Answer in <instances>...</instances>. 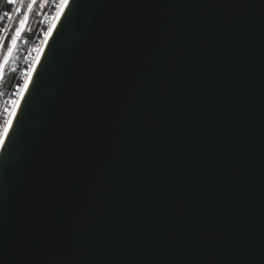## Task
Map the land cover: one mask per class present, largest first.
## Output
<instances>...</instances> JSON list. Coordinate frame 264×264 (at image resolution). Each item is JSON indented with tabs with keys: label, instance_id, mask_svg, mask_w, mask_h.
<instances>
[{
	"label": "water",
	"instance_id": "water-1",
	"mask_svg": "<svg viewBox=\"0 0 264 264\" xmlns=\"http://www.w3.org/2000/svg\"><path fill=\"white\" fill-rule=\"evenodd\" d=\"M0 149V264H264V0H70Z\"/></svg>",
	"mask_w": 264,
	"mask_h": 264
},
{
	"label": "trees",
	"instance_id": "trees-1",
	"mask_svg": "<svg viewBox=\"0 0 264 264\" xmlns=\"http://www.w3.org/2000/svg\"><path fill=\"white\" fill-rule=\"evenodd\" d=\"M42 1L43 0H37V4L33 6L32 12L28 14L29 19L26 22V30L24 31L23 35L28 39L29 42H19L21 52L19 54V59L17 63L19 66L18 70L11 71V68L9 67V69H5L2 72L0 78V92L2 93V97L12 98L13 100H11V103H13L14 101H18L20 91L23 88L24 81L26 79V74L22 75L21 70L23 68L29 69L32 65V58L27 57V54L31 48L30 42L34 39H37L36 41L39 42L45 41V35L48 31V28L50 27V24L44 22V17L46 14H49L53 19L57 10L56 6H52V2L54 0H47V4L45 7L41 6ZM26 10L27 0H25L22 13L15 18L8 35L4 38V42L1 45L2 47L0 49V71L3 62L9 53V48H12L11 38L15 33V29L19 27V21L23 18L24 12ZM11 11L12 6L7 4V0H0V14ZM6 25L7 21L5 17L3 21H0V29L6 28ZM2 36L3 31L0 32V38ZM3 101L4 99H1L2 104H0V128H3V126L6 125L8 121L7 119H9L10 114L12 113V111L5 110V103ZM13 105H15V103L9 104L8 106H11L12 108Z\"/></svg>",
	"mask_w": 264,
	"mask_h": 264
},
{
	"label": "rangeland",
	"instance_id": "rangeland-1",
	"mask_svg": "<svg viewBox=\"0 0 264 264\" xmlns=\"http://www.w3.org/2000/svg\"><path fill=\"white\" fill-rule=\"evenodd\" d=\"M55 2V0L52 2V5H53V3ZM56 2H58V1H56ZM46 4H47V0H46V2H45V0H43L42 1V3H41V6L42 7H45L46 6ZM23 6H24V4L23 5H21L20 4V8L22 9V11H23ZM33 10V9H32ZM13 11H14V9H13ZM22 11L19 13V14H17V16L18 15H20L21 13H22ZM16 16V17H17ZM15 17V18H16ZM15 18H14V20H15ZM14 20H12V22L7 26L6 25V28H7V30L6 31H3V36L0 38V49H1V45H2V43L4 42V38L8 35V33H9V30H10V28H11V26H12V23L14 22ZM44 22L45 23H47V24H50V27H52V24H53V19H52V22H51V19L50 20H48V17H47V14L45 15V17H44ZM26 30V24H25V28L22 30V32H21V35L17 38V40H16V44L13 46L12 45V50H11V53H8V55H7V57L5 58V60H4V62H3V65H2V67H1V71H0V78H1V75H2V72L5 70V69H9V67L11 68L10 70L11 71H16V70H18V59H19V54H20V44H19V42L21 41V42H23V43H27V42H29L28 41V39L23 35V33H24V31ZM15 34V33H14ZM48 36V35H47ZM37 39H34V40H31V42H30V51L28 52V54H27V57H30V58H32V65H31V67L29 68V69H27V68H23L22 70H21V74L22 75H24V74H26V79L28 80V77H29V72H31V70H32V68H33V66H34V63H35V61H36V59H37V56H38V54H39V52H40V50H41V48H42V46H43V44H44V42L45 41H43V42H39V41H36ZM46 40V39H45ZM25 79V80H26ZM22 91H23V88L21 89V91H20V94L19 95H21V93H22ZM20 97V96H19ZM1 99H4V106H5V110L6 111H12V113H13V111H14V109H15V106H16V104L15 105H13V107L11 108V106H8L9 104H13V103H11V100H13L12 98H10V97H2V93L0 92V104H2L1 103ZM19 100V99H18ZM13 102V101H12ZM12 113L10 114V117H11V115H12ZM10 117H9V119H10ZM9 119H7V120H9Z\"/></svg>",
	"mask_w": 264,
	"mask_h": 264
},
{
	"label": "snow or ice",
	"instance_id": "snow-or-ice-1",
	"mask_svg": "<svg viewBox=\"0 0 264 264\" xmlns=\"http://www.w3.org/2000/svg\"><path fill=\"white\" fill-rule=\"evenodd\" d=\"M46 2V0H45ZM21 4L23 5L25 3V0H7L8 5H14V4ZM37 4V0H27V10L24 12L23 18L20 19L19 21V27L15 29V34L11 38V44L14 46L16 44L17 38L21 35L22 30L25 28V24L27 20L29 19V13L32 12L33 6ZM57 10L55 13V16L53 18V24L52 27L48 28V31L45 35V39H47V35H50L52 33L53 28L55 27V21L60 18V16L64 13V9L70 7V0H58V3L56 5ZM16 13L19 14L22 9L21 8H16ZM7 17L8 20L12 19V15L10 12H4L0 14V21H3L4 18ZM7 28L0 29V32L6 31ZM11 48H9V53H11ZM38 59V58H37ZM31 77V72H29V79ZM28 84L29 80L24 81L23 89L27 90L28 89ZM22 95V93H21ZM13 103L18 104V101H14ZM13 115L15 113L13 112ZM12 120L9 119L3 128H0V149H6L7 145L5 143L6 139L9 138V129L12 128Z\"/></svg>",
	"mask_w": 264,
	"mask_h": 264
},
{
	"label": "built area",
	"instance_id": "built-area-1",
	"mask_svg": "<svg viewBox=\"0 0 264 264\" xmlns=\"http://www.w3.org/2000/svg\"><path fill=\"white\" fill-rule=\"evenodd\" d=\"M16 8H20V4L18 3V4H14L13 5V9H14V11L11 13V15H12V19L11 20H9V23H11L12 22V20H13V18H14V16L17 14L16 13ZM48 17V16H47ZM50 19V17H48V20Z\"/></svg>",
	"mask_w": 264,
	"mask_h": 264
}]
</instances>
